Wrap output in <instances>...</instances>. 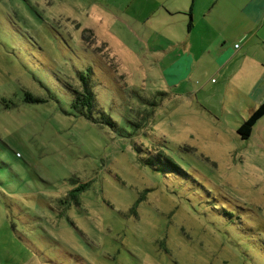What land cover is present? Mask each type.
<instances>
[{
	"label": "rangeland",
	"instance_id": "1",
	"mask_svg": "<svg viewBox=\"0 0 264 264\" xmlns=\"http://www.w3.org/2000/svg\"><path fill=\"white\" fill-rule=\"evenodd\" d=\"M124 1L0 0V264H264V128L205 140L166 98L134 138L69 115L88 68L122 129L160 100ZM136 143L183 172L153 171Z\"/></svg>",
	"mask_w": 264,
	"mask_h": 264
},
{
	"label": "crops",
	"instance_id": "2",
	"mask_svg": "<svg viewBox=\"0 0 264 264\" xmlns=\"http://www.w3.org/2000/svg\"><path fill=\"white\" fill-rule=\"evenodd\" d=\"M120 7L161 66L169 115L183 128L200 120L213 132L209 141L248 140L264 128L263 115L247 139L237 132L264 102V0H126Z\"/></svg>",
	"mask_w": 264,
	"mask_h": 264
},
{
	"label": "trees",
	"instance_id": "3",
	"mask_svg": "<svg viewBox=\"0 0 264 264\" xmlns=\"http://www.w3.org/2000/svg\"><path fill=\"white\" fill-rule=\"evenodd\" d=\"M90 34L89 36L91 37L92 35ZM89 36L88 38H90ZM91 74L92 72L90 68L87 69L86 73L79 72L78 86L75 87L67 85V88L71 95V112L69 113V115L74 117H82L94 124L105 125L109 127L116 136L121 138H134L136 136H139L143 131H146L149 119L152 118L155 111L159 107H161L162 99L166 98V94L164 92H157V95L160 99L158 104L154 102L153 96L151 97V99H140L141 102L149 104L151 109L149 111H140L138 108L137 109L139 111H136L133 108L130 109L132 112H134V115L132 116L130 121L127 120L131 127V130L127 131L125 129H122V127H120L117 122H115L109 115H107L101 108L97 106L96 95L93 91V81L91 78ZM24 100L26 102H40V99L33 98L29 93L25 94ZM263 115L264 102L261 103L245 120H243L241 126L238 128L237 132L241 139H247L250 136L252 127ZM161 143L165 144L164 141H161ZM158 146L163 147V145L160 143L158 144ZM134 147L138 154L143 155L141 162L145 166L151 168L153 171L163 174H181L183 172L179 165L171 157L166 155L161 148H159V150L151 151L145 148L144 145L137 143L134 145Z\"/></svg>",
	"mask_w": 264,
	"mask_h": 264
},
{
	"label": "built area",
	"instance_id": "4",
	"mask_svg": "<svg viewBox=\"0 0 264 264\" xmlns=\"http://www.w3.org/2000/svg\"><path fill=\"white\" fill-rule=\"evenodd\" d=\"M238 47V45H236V48Z\"/></svg>",
	"mask_w": 264,
	"mask_h": 264
}]
</instances>
